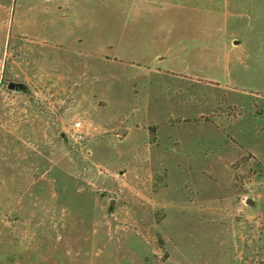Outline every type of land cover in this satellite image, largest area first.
I'll return each instance as SVG.
<instances>
[{
  "label": "rangeland",
  "instance_id": "obj_1",
  "mask_svg": "<svg viewBox=\"0 0 264 264\" xmlns=\"http://www.w3.org/2000/svg\"><path fill=\"white\" fill-rule=\"evenodd\" d=\"M0 264H264V0H0Z\"/></svg>",
  "mask_w": 264,
  "mask_h": 264
},
{
  "label": "built area",
  "instance_id": "obj_2",
  "mask_svg": "<svg viewBox=\"0 0 264 264\" xmlns=\"http://www.w3.org/2000/svg\"><path fill=\"white\" fill-rule=\"evenodd\" d=\"M75 126L77 127V128H79V127H81L82 126V122L81 121H78V122H76L75 123ZM82 137L81 135H78V137Z\"/></svg>",
  "mask_w": 264,
  "mask_h": 264
},
{
  "label": "water",
  "instance_id": "obj_3",
  "mask_svg": "<svg viewBox=\"0 0 264 264\" xmlns=\"http://www.w3.org/2000/svg\"><path fill=\"white\" fill-rule=\"evenodd\" d=\"M11 86H13L12 84H11ZM250 202V201H249Z\"/></svg>",
  "mask_w": 264,
  "mask_h": 264
}]
</instances>
